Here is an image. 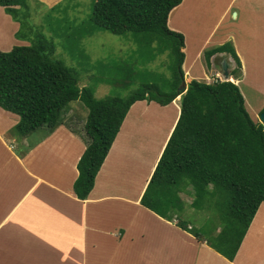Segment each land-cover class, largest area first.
<instances>
[{
  "label": "trees",
  "instance_id": "1",
  "mask_svg": "<svg viewBox=\"0 0 264 264\" xmlns=\"http://www.w3.org/2000/svg\"><path fill=\"white\" fill-rule=\"evenodd\" d=\"M182 1L95 0L91 15L97 29L118 35L144 32L169 41L173 56L169 89L145 82L127 96L96 97L91 87L80 86L73 68L54 57L56 43L39 33L31 45L0 50V107L20 116L16 128L22 135L38 131L43 137L64 124L63 111L70 102L79 100L87 107L83 136L87 147L74 182L77 197L87 199L131 106L138 100L167 105L182 95L181 114L141 203L169 220L177 217L178 226L234 260L264 202V124L252 118L241 88L230 79H192L184 88L186 38L169 24ZM26 5L28 0H0V6L19 21L18 7ZM222 52L237 62L231 74L239 78L242 62L231 41L204 52L208 69L212 57ZM125 73L123 83L130 86L134 71L128 68ZM183 191L199 208L216 205L223 222L217 236L207 238L190 230V222L179 217Z\"/></svg>",
  "mask_w": 264,
  "mask_h": 264
},
{
  "label": "crops",
  "instance_id": "2",
  "mask_svg": "<svg viewBox=\"0 0 264 264\" xmlns=\"http://www.w3.org/2000/svg\"><path fill=\"white\" fill-rule=\"evenodd\" d=\"M186 2L183 0L169 19L173 29L185 34L183 67L190 48V36L184 25ZM195 4L200 2L196 0ZM230 4L231 0L224 12ZM178 17L182 21L174 24ZM3 21L6 24V11L0 6V27ZM212 34L211 31L205 40H200L198 57L203 56L202 51L214 38ZM224 36L218 45L231 37ZM224 53L212 57L209 71L217 69L216 58ZM193 77H188L187 85ZM231 77L234 81L239 79ZM138 103L141 104L135 108L136 113L131 115ZM4 113L6 116L10 112ZM180 114L181 105L176 102L161 105L156 101H136L87 199L78 198L74 191V182L79 175L78 162L87 147L84 135L78 134L76 129L61 124L47 137L39 133L36 140L40 141L23 156L0 138L10 153L2 163L6 171L0 167L1 259L6 258V264H34L35 246L42 244L56 253H61L57 248L64 246L70 251L75 250L79 264H87V249L101 252L108 258L115 251H134L136 257L140 253L136 264H256L239 259L238 253L230 260L178 226L177 217L169 220L141 203ZM3 134L0 130V137ZM28 140L31 143L30 138ZM117 144V150L113 152Z\"/></svg>",
  "mask_w": 264,
  "mask_h": 264
},
{
  "label": "rangeland",
  "instance_id": "3",
  "mask_svg": "<svg viewBox=\"0 0 264 264\" xmlns=\"http://www.w3.org/2000/svg\"><path fill=\"white\" fill-rule=\"evenodd\" d=\"M197 1L200 4H195L196 0H187L184 7V25L190 36L185 89L188 86L186 82L191 76H195L192 79L208 80V82L225 79V72L221 67L225 55L228 56L232 69L237 66L232 55L225 52L215 61L217 69L209 71L204 55L206 50L217 46L218 41L224 39L225 34L231 35L224 41L233 43L242 62L241 76L238 81L233 79L232 81L241 88L246 108L252 118L256 122H262L264 0H231L227 12L224 11L230 0ZM94 4L95 0H28V5L18 7L21 21L15 20L12 14L6 12V24L3 21L0 27L2 34L0 50L7 51L16 45H31L36 35L44 33L56 43L54 57L73 68L79 78L80 86L91 87L96 97L127 96L145 82H157L163 89H169L173 63L169 41L144 32L118 35L104 28L97 29L91 20ZM177 21L182 20L178 17L174 24ZM18 31L20 34H17ZM211 31L213 32L211 37L214 38L202 51L203 56L198 57L199 42L205 40ZM128 68L134 71L135 79L130 86L123 83ZM116 81L121 83H115ZM181 97L182 95H179L174 100L177 105H181ZM138 106L136 105L135 108ZM6 111L8 110L0 107V130L4 132L3 137L0 138L9 142L10 148L23 156L40 141L36 140L40 134L34 131L30 135H22L16 128L20 121L19 115L8 111L10 113L3 116ZM87 114L88 109L81 101H72L63 111L65 121L63 123L66 127L69 125L76 129L78 134L84 135ZM26 137L30 138L31 143ZM5 144L3 145L0 139V167H3L4 171L6 166L2 163L6 162V155L10 154L6 151ZM182 193L187 196L182 194L183 206L178 208L180 212L176 211L179 217L190 222V230L201 232L207 238L217 236L223 227V222L216 205L211 209L199 208L193 204L192 195L184 191ZM35 249L37 258L33 256L34 264H79L76 251H70L69 247L57 248L62 251L61 253L45 248L42 244L36 245ZM238 254L239 259L264 264V202L249 227ZM136 256L134 251L120 250L111 253L108 258L101 252L87 249V264H115V261L121 264H136L140 259V253L138 257ZM0 264H6V258L0 257Z\"/></svg>",
  "mask_w": 264,
  "mask_h": 264
},
{
  "label": "water",
  "instance_id": "4",
  "mask_svg": "<svg viewBox=\"0 0 264 264\" xmlns=\"http://www.w3.org/2000/svg\"><path fill=\"white\" fill-rule=\"evenodd\" d=\"M220 57H222V56H220ZM230 66H231V63L228 60V56H226V55L223 56V61L221 63V67H222L223 71L225 72V79H230V77H231V73H232L233 69ZM184 88H185V85H184ZM261 118H262V122L264 124V112L262 113Z\"/></svg>",
  "mask_w": 264,
  "mask_h": 264
},
{
  "label": "bare ground",
  "instance_id": "5",
  "mask_svg": "<svg viewBox=\"0 0 264 264\" xmlns=\"http://www.w3.org/2000/svg\"><path fill=\"white\" fill-rule=\"evenodd\" d=\"M230 80H232V77H230ZM234 80V79H233ZM150 102V101H149ZM174 130V129H173ZM155 156V155H154ZM155 161V160H154ZM250 242V241H249ZM247 244V243H246ZM249 244V243H248ZM75 254V253H74ZM76 256H77V254H76ZM77 259V258H76ZM78 260V259H77ZM76 260V261H77ZM53 264V263H52Z\"/></svg>",
  "mask_w": 264,
  "mask_h": 264
}]
</instances>
